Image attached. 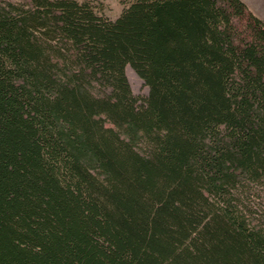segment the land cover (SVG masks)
Listing matches in <instances>:
<instances>
[{
    "label": "trees",
    "instance_id": "1",
    "mask_svg": "<svg viewBox=\"0 0 264 264\" xmlns=\"http://www.w3.org/2000/svg\"><path fill=\"white\" fill-rule=\"evenodd\" d=\"M263 204L245 0H0V264H264Z\"/></svg>",
    "mask_w": 264,
    "mask_h": 264
},
{
    "label": "rangeland",
    "instance_id": "2",
    "mask_svg": "<svg viewBox=\"0 0 264 264\" xmlns=\"http://www.w3.org/2000/svg\"><path fill=\"white\" fill-rule=\"evenodd\" d=\"M16 2H25L27 0H11ZM90 1L91 4L99 10L105 16L115 19L123 11V9L129 4L131 0H79ZM245 2L252 8V10L261 18L264 19V0H245ZM126 74L129 79L133 92L144 97L149 93V86L144 79L136 72V70L130 65L126 66ZM264 205V204H263Z\"/></svg>",
    "mask_w": 264,
    "mask_h": 264
}]
</instances>
